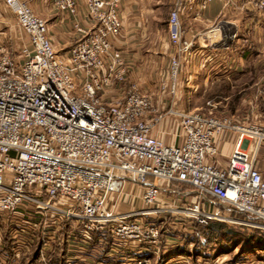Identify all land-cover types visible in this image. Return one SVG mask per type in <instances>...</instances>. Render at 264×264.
<instances>
[{"label": "built area", "instance_id": "1", "mask_svg": "<svg viewBox=\"0 0 264 264\" xmlns=\"http://www.w3.org/2000/svg\"><path fill=\"white\" fill-rule=\"evenodd\" d=\"M93 27L75 18L77 40L62 54L46 35L45 21L23 0H2L27 36L14 59L0 50V246L3 230L10 256L22 264L34 239L37 261L64 245V264H193L175 253L195 224L216 220L264 232V166L259 152L264 124L177 107L176 79L192 42L182 36L173 0L167 20L169 96L158 111L152 96L131 82L126 94L105 99L126 80L127 65L113 42L121 34L122 0H84ZM213 0H200L204 9ZM231 1V0H229ZM75 17L74 0H52ZM264 10V0H249ZM178 119L183 143L152 134L163 117ZM233 145L220 163L226 139ZM139 188L138 192L132 189ZM196 264L231 262L198 257Z\"/></svg>", "mask_w": 264, "mask_h": 264}, {"label": "crops", "instance_id": "2", "mask_svg": "<svg viewBox=\"0 0 264 264\" xmlns=\"http://www.w3.org/2000/svg\"><path fill=\"white\" fill-rule=\"evenodd\" d=\"M23 1L45 21L46 35L54 49L60 54L64 53L78 38L72 28L75 18L82 26L89 29L93 27L84 0H74L75 17L57 10L52 0ZM199 1L194 0L179 8L182 36L192 42L190 51L182 59L180 75L184 81L180 82L176 88L177 107L185 111L198 108L188 103V96L196 92L200 81L211 85L219 82L231 84L233 80L256 74L243 70L245 60L235 57L232 53L237 42L243 46L247 45L243 43H250V40L243 34H239L237 29L232 28L230 35L226 32L228 24L233 25L234 18L240 16L244 30L250 32L253 29L257 35L264 31V10L251 8L249 0H213L204 9L200 8ZM172 7L173 0L121 1V34L113 42V46L120 50L124 57L127 77L120 85L107 89L104 94L105 99L123 97L129 84L137 82L141 90L152 96L157 110H165L168 99H165L160 84L167 80L168 76L170 45L167 37V18ZM4 11V5L0 0V21L3 20ZM256 77L257 80L261 79L263 82L261 80L258 83L253 82L250 88L253 85L264 86V72L261 75L257 73ZM152 134L172 145H181L184 140L178 119L170 115L162 118L152 130ZM217 138L218 140L226 139L221 155L218 156L220 163H224V158L229 156L232 149L233 135L232 133L219 134ZM132 189L136 192L139 190L135 185Z\"/></svg>", "mask_w": 264, "mask_h": 264}, {"label": "rangeland", "instance_id": "3", "mask_svg": "<svg viewBox=\"0 0 264 264\" xmlns=\"http://www.w3.org/2000/svg\"><path fill=\"white\" fill-rule=\"evenodd\" d=\"M4 9V14H2L3 20L0 21V50L14 59H19L20 48L22 44L26 43L27 36L17 26L12 12L5 6ZM233 21V25L228 24V27H226V32H229L231 35L232 28L237 29V31L239 30V34H243V36L250 40V43H243L247 45L240 46L239 44L241 43L237 42L232 53L235 57H241L245 60L242 67L243 70L252 71L256 74L246 78H238L233 80L231 84L219 82L211 85L204 83V81L199 82L198 80L196 92L188 96V103L198 106V108L192 110H206L208 108L207 101H211L216 104L215 107H212V111L218 116H231L240 121H259L264 124V86L253 85L251 88L249 87L253 82L258 83L261 80L256 79L257 73L261 75L264 72V31L257 35L253 32V29L250 32L244 30L240 16L235 17ZM226 32L225 34H228ZM172 51L173 48L170 45L168 50V67L169 55ZM168 81L169 76L163 82ZM183 81L184 78L179 74L176 79L177 86ZM261 82L263 81L261 80ZM182 85L185 84L182 83ZM243 88H246V90H242ZM164 97L165 99L169 98L165 94ZM259 156L260 164L264 166V143L260 147ZM225 160L226 158H224ZM240 227L247 229L245 226ZM248 232H250V229L245 230V233ZM208 247L210 250L207 255L210 257L222 256L231 262L250 261L253 264H264V253L258 249L251 250V248L244 247L241 244L237 245L231 241L223 242L217 239H214Z\"/></svg>", "mask_w": 264, "mask_h": 264}, {"label": "trees", "instance_id": "4", "mask_svg": "<svg viewBox=\"0 0 264 264\" xmlns=\"http://www.w3.org/2000/svg\"><path fill=\"white\" fill-rule=\"evenodd\" d=\"M250 229V228H247ZM243 227L220 222L216 220L210 221L207 225L195 224L193 231L190 234L181 236V245L175 247V253L192 254L193 264H196L198 257H208L209 247L214 239L227 242L231 241L234 244L249 247L251 250L258 249L264 253V232L257 229H250V232L245 233ZM10 238L3 230V238L1 241V250L10 256ZM37 239L31 246L28 254L20 258L22 264H34L37 261ZM64 245L56 246L48 254V264H64L63 262Z\"/></svg>", "mask_w": 264, "mask_h": 264}]
</instances>
